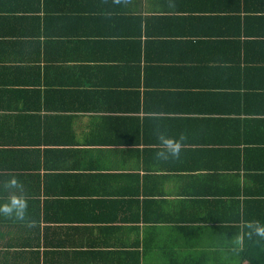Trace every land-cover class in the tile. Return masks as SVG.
<instances>
[{"label":"crops","instance_id":"crops-1","mask_svg":"<svg viewBox=\"0 0 264 264\" xmlns=\"http://www.w3.org/2000/svg\"><path fill=\"white\" fill-rule=\"evenodd\" d=\"M261 169L264 0H0V264H239Z\"/></svg>","mask_w":264,"mask_h":264},{"label":"trees","instance_id":"trees-1","mask_svg":"<svg viewBox=\"0 0 264 264\" xmlns=\"http://www.w3.org/2000/svg\"><path fill=\"white\" fill-rule=\"evenodd\" d=\"M254 173L252 178L254 184L249 190L250 192L243 193L241 201L238 203V209H241V204L246 208L244 213L243 210H240L241 215L244 216L243 224L246 226V230L243 232L244 240L243 248L239 252V264L246 262L247 264H264V237L255 231L256 227L264 228V169ZM228 206L234 207L235 205L230 203ZM249 225L253 227H249Z\"/></svg>","mask_w":264,"mask_h":264},{"label":"clouds","instance_id":"clouds-1","mask_svg":"<svg viewBox=\"0 0 264 264\" xmlns=\"http://www.w3.org/2000/svg\"><path fill=\"white\" fill-rule=\"evenodd\" d=\"M159 140L162 145V149L157 152V159L167 160L170 157H176L179 155L180 143L178 141L163 135L159 137ZM11 186H17V181L15 179L11 181ZM26 207L27 205L23 200L12 201L3 207H0V212L10 216L14 214L16 218L23 219ZM249 227L253 226L249 225ZM255 231L258 235L264 237V228L256 227Z\"/></svg>","mask_w":264,"mask_h":264}]
</instances>
